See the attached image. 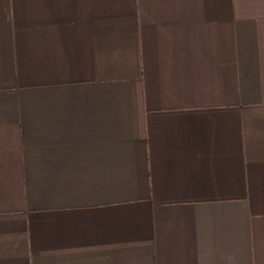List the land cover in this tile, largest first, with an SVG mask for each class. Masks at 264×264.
<instances>
[{
  "label": "crops",
  "instance_id": "crops-1",
  "mask_svg": "<svg viewBox=\"0 0 264 264\" xmlns=\"http://www.w3.org/2000/svg\"><path fill=\"white\" fill-rule=\"evenodd\" d=\"M0 264H264V0H0Z\"/></svg>",
  "mask_w": 264,
  "mask_h": 264
}]
</instances>
